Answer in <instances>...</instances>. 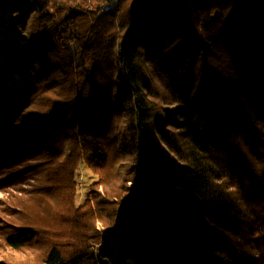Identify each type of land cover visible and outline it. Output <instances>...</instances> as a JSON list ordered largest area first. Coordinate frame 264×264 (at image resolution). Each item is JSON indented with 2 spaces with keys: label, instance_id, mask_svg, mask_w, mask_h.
Returning <instances> with one entry per match:
<instances>
[{
  "label": "trees",
  "instance_id": "16d2710c",
  "mask_svg": "<svg viewBox=\"0 0 264 264\" xmlns=\"http://www.w3.org/2000/svg\"><path fill=\"white\" fill-rule=\"evenodd\" d=\"M0 10V264H264V0Z\"/></svg>",
  "mask_w": 264,
  "mask_h": 264
},
{
  "label": "rangeland",
  "instance_id": "374dc122",
  "mask_svg": "<svg viewBox=\"0 0 264 264\" xmlns=\"http://www.w3.org/2000/svg\"><path fill=\"white\" fill-rule=\"evenodd\" d=\"M9 18H10V13L9 12H3L0 10V44L3 46H12L13 44H19L21 50H25L26 48L24 47L27 43V38H25V34L23 32H14L10 27H9ZM0 64H3L4 68L7 71V78H8V84L10 88L15 89V85L22 81L24 76L22 73H20L19 70H16L12 64V61L5 62L1 57H0ZM85 173V172H83ZM83 176V174H82ZM81 176V177H82ZM86 174L84 179L82 178L83 182V189L85 188V181H86ZM100 190V188H99ZM101 190L103 188L101 187ZM13 193V190L11 189V186L8 185L3 191H0V223L2 221L6 220V222H9V220L13 221V219H10L7 215L8 212V206L11 205V195ZM15 195H20L18 192H14ZM99 227H101L100 224H98ZM4 231V230H3ZM7 253V246L4 241V236L3 234H0V257L6 255ZM14 260H27L29 258H33L37 255V252H30V253H19V252H12ZM10 255V254H9Z\"/></svg>",
  "mask_w": 264,
  "mask_h": 264
}]
</instances>
